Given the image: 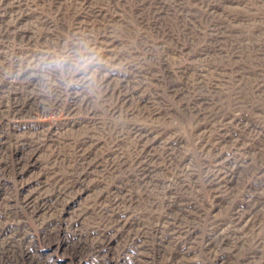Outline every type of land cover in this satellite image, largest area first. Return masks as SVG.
Returning a JSON list of instances; mask_svg holds the SVG:
<instances>
[{
  "label": "rangeland",
  "instance_id": "374dc122",
  "mask_svg": "<svg viewBox=\"0 0 264 264\" xmlns=\"http://www.w3.org/2000/svg\"><path fill=\"white\" fill-rule=\"evenodd\" d=\"M0 264H264V0H0Z\"/></svg>",
  "mask_w": 264,
  "mask_h": 264
},
{
  "label": "bare ground",
  "instance_id": "6f19581e",
  "mask_svg": "<svg viewBox=\"0 0 264 264\" xmlns=\"http://www.w3.org/2000/svg\"><path fill=\"white\" fill-rule=\"evenodd\" d=\"M227 28V27H226ZM87 155V154H86Z\"/></svg>",
  "mask_w": 264,
  "mask_h": 264
}]
</instances>
